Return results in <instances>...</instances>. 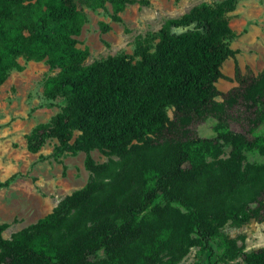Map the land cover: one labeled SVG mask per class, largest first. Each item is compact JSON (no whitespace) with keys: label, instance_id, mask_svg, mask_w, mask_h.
Wrapping results in <instances>:
<instances>
[{"label":"trees","instance_id":"trees-1","mask_svg":"<svg viewBox=\"0 0 264 264\" xmlns=\"http://www.w3.org/2000/svg\"><path fill=\"white\" fill-rule=\"evenodd\" d=\"M238 1L196 5L163 24L155 45L85 67L87 51L76 46L82 8L108 3L118 20L137 0H0V86L21 70L17 58L45 61L57 71L46 97L65 100L26 137L27 151L55 140L53 158L83 153L89 172L83 189L35 224L9 239L0 225V264H178L192 247L204 258L196 264L241 256L264 264V248L244 253L221 232L228 221L242 226L258 215L249 205L264 194V165L246 163L244 153H264V138L250 142L221 122L213 140L155 141L171 124L167 109L188 116L221 106L215 84L235 55L228 15ZM244 92L259 105L264 71ZM93 151L117 160L97 164Z\"/></svg>","mask_w":264,"mask_h":264},{"label":"rangeland","instance_id":"rangeland-1","mask_svg":"<svg viewBox=\"0 0 264 264\" xmlns=\"http://www.w3.org/2000/svg\"><path fill=\"white\" fill-rule=\"evenodd\" d=\"M137 1L116 14L118 20H112L114 14L108 3L98 9L82 8L86 21L76 46L87 51L83 66L122 55L133 56L138 43L145 46L158 42V31L168 20L180 18L196 5L224 0ZM228 19L234 33L229 48L235 55L222 64V78L215 84L219 96L214 103L221 106L188 116L167 109L171 124L155 139L157 143L213 140L221 122L250 142L264 138V98L256 105L244 92L264 71V0H239ZM16 61L21 70H11L0 86V182L15 177L8 188L0 190V225L8 226L3 233L5 239L49 215L61 201L89 182L83 153L63 155L56 160L52 157L55 140H48L36 154L27 151L26 137L36 126L48 123L65 100L46 97V88L57 71L51 70L45 61H27L23 57ZM230 151L226 146L221 158H228ZM244 155L246 163L264 165V153L260 150L253 149ZM90 157L97 164L117 160L98 151L91 152ZM183 167L189 169L190 164ZM257 201L249 205L258 212L255 218L242 226L228 221L221 229L225 237L243 247L244 253L264 248V194ZM243 259L241 256L227 264H245ZM202 260L198 248L192 247L178 264Z\"/></svg>","mask_w":264,"mask_h":264}]
</instances>
